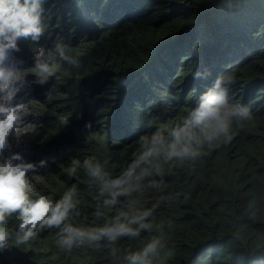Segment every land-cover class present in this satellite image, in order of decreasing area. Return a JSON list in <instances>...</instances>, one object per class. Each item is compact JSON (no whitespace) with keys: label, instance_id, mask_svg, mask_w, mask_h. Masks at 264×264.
Masks as SVG:
<instances>
[{"label":"trees","instance_id":"trees-1","mask_svg":"<svg viewBox=\"0 0 264 264\" xmlns=\"http://www.w3.org/2000/svg\"><path fill=\"white\" fill-rule=\"evenodd\" d=\"M21 257L264 264V0H0Z\"/></svg>","mask_w":264,"mask_h":264},{"label":"clouds","instance_id":"clouds-1","mask_svg":"<svg viewBox=\"0 0 264 264\" xmlns=\"http://www.w3.org/2000/svg\"><path fill=\"white\" fill-rule=\"evenodd\" d=\"M39 51L35 50V56L38 55ZM2 192L4 197V203H10L13 204L17 198L18 195H16L17 189L13 182L6 181L2 186ZM18 264H30L29 259L21 257V260L18 262Z\"/></svg>","mask_w":264,"mask_h":264}]
</instances>
